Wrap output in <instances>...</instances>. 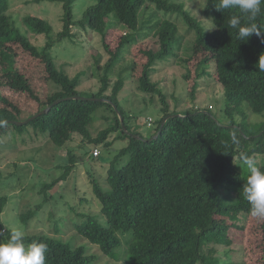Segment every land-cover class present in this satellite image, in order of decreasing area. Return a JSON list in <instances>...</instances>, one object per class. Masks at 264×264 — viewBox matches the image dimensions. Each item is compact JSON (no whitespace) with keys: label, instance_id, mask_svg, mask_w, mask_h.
<instances>
[{"label":"trees","instance_id":"1","mask_svg":"<svg viewBox=\"0 0 264 264\" xmlns=\"http://www.w3.org/2000/svg\"><path fill=\"white\" fill-rule=\"evenodd\" d=\"M41 1L61 4L62 30L54 34L49 22L36 16H25L23 24L34 33L45 36V44L38 50L7 14L10 0H0V103H7L2 94L4 88L26 93L36 103L35 111L29 115L31 117L57 100H64L23 126L4 124L0 128L6 127L8 133L20 137H41L54 144H62L72 135H78L84 146L101 145L104 149H109L116 140L126 143L106 171V187L92 181L100 217L80 214V221L73 224L76 234L104 256L114 255L121 247L122 238L131 232L127 250L134 264L224 263L212 257L214 249L211 246L228 245V224L239 214L247 217L250 208L243 195L249 173L238 170L234 161L241 163V153L264 158V72L256 65L259 55L264 53V43L255 35L247 42H240L237 30L230 27L229 20L233 15L241 16L243 26L246 19L238 8L217 11L218 0L205 1L203 16L211 24L209 30L179 0H92L82 19L76 23L72 17L73 0L35 2ZM148 4L153 5L157 12L181 17L188 30L194 32V46L213 56L214 77L223 88L222 118L226 120L221 122L210 113L209 108L198 106L185 111L170 110L167 96L151 81L155 65L172 52L175 35L170 36L163 30L159 34V47L142 51L146 63L138 79L140 92L158 96L161 117L155 122L153 134L145 138L147 141L133 137L136 135L143 139L138 127L131 123L132 117L118 103L124 79L119 77L114 83L110 79L121 50L133 44L140 34L143 24L140 17ZM261 9L255 22L264 30V5ZM110 16H114L129 32L122 37L117 51L102 67L98 66L101 74L97 92L81 93L76 90L81 76L70 78L58 70L50 56V49L58 41L71 36L73 25L102 35V28ZM213 23L216 25L214 29ZM5 46L20 49L42 65L48 81L44 99L17 70L16 56ZM5 77L13 78L16 83L7 81ZM78 97L104 98L112 102L131 135L123 132L110 104ZM248 111L259 115L261 121L250 123ZM98 112L106 127L93 137L89 127ZM19 114L16 108L13 111L0 108V121H17ZM175 114L182 116L170 117L157 138L152 139L161 121ZM81 149L82 155L86 156L88 148ZM91 152L92 159L98 157H92ZM67 155L68 165L57 180L65 179L75 165L72 152L68 151ZM126 155V163L115 168L118 159ZM258 167L264 169V159ZM57 180L43 184L39 191L43 198L40 204L18 214L22 224L26 225L39 212L47 201V190ZM6 202V197H0V215ZM11 231L4 229L0 223V241H6ZM260 231L261 264H264V221ZM32 242L47 245L45 264H94L95 257L87 253L85 245L75 247L71 242L41 233L26 235L25 243Z\"/></svg>","mask_w":264,"mask_h":264},{"label":"rangeland","instance_id":"2","mask_svg":"<svg viewBox=\"0 0 264 264\" xmlns=\"http://www.w3.org/2000/svg\"><path fill=\"white\" fill-rule=\"evenodd\" d=\"M35 1L10 0L7 14L14 20L15 26L27 36L28 41L40 50L45 44V36L31 31L28 25L23 24V18L39 17L49 22L53 33L56 34L62 30V9L61 4ZM205 1L179 0V3H182L184 8L209 30L211 24L203 16ZM91 3L92 0H73L72 17L75 23L82 19L84 10ZM141 20L143 24L140 34L133 44L121 50L120 59L110 80L114 83L119 77L124 79V86L118 94V103L122 110L132 117L130 121L138 127L143 139L153 134L155 122L159 120L161 113L158 96L139 91L138 79L146 63L142 51L158 48L159 34L163 30L170 36L175 35L172 52L155 65L151 81L167 96L170 110L185 111L197 106L208 109L211 106L210 113L222 122L225 119L222 118L223 88L214 77L215 67L211 59L213 56L194 46V32L188 30L177 14L165 15L163 12H157L150 4L144 8L140 22ZM102 29L100 35L90 29L84 30L78 25H73L70 28L71 36L58 41L50 49V56L58 70L70 78L81 76L76 90L84 94L97 92L100 85L98 77L101 74L99 67L117 51L122 37L129 32L114 16L106 19ZM5 47L15 54L17 70L44 99L43 94L48 81L42 65L14 46ZM5 79L16 83L11 77ZM191 91H194V100L191 99ZM2 94L7 103L1 102L0 108H7L10 111H13V108L19 109L17 122L25 121L36 109V103L26 93L4 88ZM99 114L96 113L95 120L89 127L93 137L106 127ZM15 116L17 117L16 114ZM148 119L152 120L151 127L147 126ZM261 119L259 115L248 111L250 123L259 122ZM7 131L9 130L6 127L0 128V197L7 198L0 215L3 228L12 230L14 227H23L26 235L41 233L55 236L64 242H71L75 247L85 245L87 253L95 257L94 264H134L127 250L131 232L122 238L121 247L114 255L104 256L96 247L79 237L73 226L74 222L80 221L78 217L80 214L100 217V207L93 195L92 181L95 180L101 187H106V171L126 143L116 140L109 149H104L101 145L84 146L78 135H72L71 139L62 144H54L36 136L27 138V135H24L21 139L20 136ZM84 147L88 148L86 156L82 155L81 148ZM94 148L98 149L100 154L92 159L90 152ZM68 151L74 155L75 165L65 179L57 180L64 173V167L68 165ZM127 158L126 155L118 159L114 167L125 164ZM254 158L257 166H260L264 159L261 155ZM234 162L238 170L248 173L247 168L238 160ZM54 180L57 182L47 190V201L42 204L39 212L26 225L22 224L18 214L40 204L43 201L42 195H39L40 189L43 184ZM261 223L262 221L250 215L247 217L237 215L227 227L229 244L211 246L214 249L212 257L224 262L220 264H261Z\"/></svg>","mask_w":264,"mask_h":264},{"label":"clouds","instance_id":"3","mask_svg":"<svg viewBox=\"0 0 264 264\" xmlns=\"http://www.w3.org/2000/svg\"><path fill=\"white\" fill-rule=\"evenodd\" d=\"M264 0H218L217 11L238 8L246 23L241 26V16L233 15L229 25L237 30V39L247 42L255 35L264 43V30L255 22L261 13ZM213 21V20H212ZM216 25L213 23L212 29ZM211 29V30H212ZM258 69L264 72V53L257 60ZM7 123L0 121V124ZM235 141V137L233 138ZM240 162L247 168L248 176L243 186V195L248 201L249 215L259 221H264V169L257 166L254 157L241 153ZM26 232L23 227H14L6 241H0V264H45V243H25Z\"/></svg>","mask_w":264,"mask_h":264},{"label":"water","instance_id":"4","mask_svg":"<svg viewBox=\"0 0 264 264\" xmlns=\"http://www.w3.org/2000/svg\"><path fill=\"white\" fill-rule=\"evenodd\" d=\"M78 98H80V99H84V100H89V101H94V102H104V103H108V104H110V105L112 106V108L114 109V111L116 112L118 118H119L120 125H121V128H122L123 132H124L125 134H127V135H131V134L126 130V128H125V126H124V124H123V121H122V118H121L120 112L117 110L116 106H115L112 102H110L109 100L104 99V98H101V99H94V98H81V97H78ZM71 99H74V98H71ZM63 100H64V99H62V100H57V101L54 102L52 105H50V106H48L47 108L43 109V110L40 111L39 113H37V114H35V115L29 117V118L26 119L25 121H22V122H17V121H6L7 123H4V124L23 126V125H25V124H27V123L33 121V120L36 119L37 117L43 115L44 113H46L47 111H49L50 108H51L53 105L58 104L59 102H61V101H63ZM174 116H176V117H180V116H182V115H180V114H175V115H169V116L165 117V118L161 121L160 128H159L158 132L156 133V135H154V136L152 137V139H156V138H157V136L159 135V133H160V131H161V129H162L164 123H165L170 117H174ZM0 125H3V124H0ZM133 137H134L135 139H140V140H143V141H147L146 139H141L139 136H136V135H133Z\"/></svg>","mask_w":264,"mask_h":264},{"label":"built area","instance_id":"5","mask_svg":"<svg viewBox=\"0 0 264 264\" xmlns=\"http://www.w3.org/2000/svg\"><path fill=\"white\" fill-rule=\"evenodd\" d=\"M208 108L210 109L211 106H209ZM151 125H152V120H151V119H148V120H147V126H148V127H151ZM99 154H100V152H99V150L96 149V148L93 149V151L91 152L92 157H97V156H99Z\"/></svg>","mask_w":264,"mask_h":264},{"label":"crops","instance_id":"6","mask_svg":"<svg viewBox=\"0 0 264 264\" xmlns=\"http://www.w3.org/2000/svg\"><path fill=\"white\" fill-rule=\"evenodd\" d=\"M177 111H182V110H177ZM133 126H134V124H133Z\"/></svg>","mask_w":264,"mask_h":264}]
</instances>
